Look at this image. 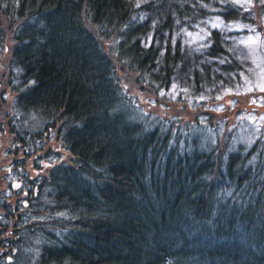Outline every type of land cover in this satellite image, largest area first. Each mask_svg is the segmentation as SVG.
Listing matches in <instances>:
<instances>
[{"label":"trees","instance_id":"16d2710c","mask_svg":"<svg viewBox=\"0 0 264 264\" xmlns=\"http://www.w3.org/2000/svg\"><path fill=\"white\" fill-rule=\"evenodd\" d=\"M141 1L0 0V264H264V2Z\"/></svg>","mask_w":264,"mask_h":264},{"label":"rangeland","instance_id":"374dc122","mask_svg":"<svg viewBox=\"0 0 264 264\" xmlns=\"http://www.w3.org/2000/svg\"><path fill=\"white\" fill-rule=\"evenodd\" d=\"M133 2H135L136 4H139L140 2H142L141 0H133ZM244 28H246V27H239V32L241 33V35H240V37L242 38V39H244V40H247L245 43H241L240 41H238L235 45H233L232 46V50H234V54L236 55V58H239V59H242V61H243V64H244V67H245V69H246V67H247V65H248V58H247V56H246V52H245V50H244V47H246L247 46V44L248 43H250V42H252L253 40H252V35L253 34H251L250 36H245V34H247V32H249V31H251L250 29H244ZM184 31H185V42H186V44L187 43H192V41L195 39V37H196V35H195V33L194 32H192V31H188V30H186V29H184ZM186 84L188 85V87H191V88H193L194 87V85L193 84H191V82H186ZM262 107V109H263V115H264V105L263 106H261ZM261 109V110H262ZM261 110H259V112H261ZM194 115V114H193ZM264 117H262L261 118V120H260V122L261 121H264V119H263ZM2 150L3 149H1L0 150V154L2 153Z\"/></svg>","mask_w":264,"mask_h":264},{"label":"snow or ice","instance_id":"6c2138e0","mask_svg":"<svg viewBox=\"0 0 264 264\" xmlns=\"http://www.w3.org/2000/svg\"><path fill=\"white\" fill-rule=\"evenodd\" d=\"M262 2H264V0H262Z\"/></svg>","mask_w":264,"mask_h":264}]
</instances>
